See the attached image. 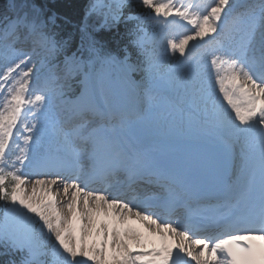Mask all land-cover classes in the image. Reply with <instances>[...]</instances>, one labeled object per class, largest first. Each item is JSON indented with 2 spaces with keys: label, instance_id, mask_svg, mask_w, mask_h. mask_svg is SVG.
<instances>
[{
  "label": "snow or ice",
  "instance_id": "1",
  "mask_svg": "<svg viewBox=\"0 0 264 264\" xmlns=\"http://www.w3.org/2000/svg\"><path fill=\"white\" fill-rule=\"evenodd\" d=\"M178 3L91 0L87 13L105 25L150 22L131 30L142 59L132 62L127 48L122 59L102 55L93 41L88 59L66 56L61 67L52 63L64 47L56 14L45 19L41 6L9 0L14 15L0 18V255L20 258L8 264H264V0ZM128 7L135 11L124 16ZM181 22L192 27L176 39ZM117 89L134 93L137 108L174 97L175 114L203 134L200 168L176 171L154 157L127 110L108 104ZM53 187L71 219L57 210ZM131 217L151 241L128 226Z\"/></svg>",
  "mask_w": 264,
  "mask_h": 264
},
{
  "label": "trees",
  "instance_id": "2",
  "mask_svg": "<svg viewBox=\"0 0 264 264\" xmlns=\"http://www.w3.org/2000/svg\"><path fill=\"white\" fill-rule=\"evenodd\" d=\"M4 0H0V7L2 6ZM49 1V0H48ZM85 0H54L52 7L56 8L62 15H66L72 19L79 18L81 15L82 9L84 7ZM64 31H70L73 28L66 26L63 28ZM135 29L134 26H129V23H124L120 25L119 23L112 24L110 30H102L101 33L95 34L94 38H85L86 40L100 39L104 41L103 51L105 52L106 47L109 49L110 53H120L122 47H126L129 52L134 51L133 46L130 44V41L133 39L131 35V30ZM103 35L101 38L97 35ZM111 35L114 37L111 38Z\"/></svg>",
  "mask_w": 264,
  "mask_h": 264
},
{
  "label": "bare ground",
  "instance_id": "3",
  "mask_svg": "<svg viewBox=\"0 0 264 264\" xmlns=\"http://www.w3.org/2000/svg\"><path fill=\"white\" fill-rule=\"evenodd\" d=\"M86 1V0H85ZM52 6L51 3H49V7ZM115 87V86H114ZM111 93V96L114 98L115 96H118L119 95V92H118V89L117 90H114L113 92H110ZM111 100V98L108 99V101ZM119 107L118 105H113V108H117ZM30 190H32V183L30 182V186L27 187V191L29 192ZM37 194H41V198H44V195H43V192L41 191L40 189V186H37ZM31 195V193H30ZM53 195H58V196H63V192H62V189L57 191L55 189V187H53ZM36 199H38V196H36ZM38 202V201H37ZM65 205V204H64ZM63 205V209L66 210L67 208ZM174 242V241H172Z\"/></svg>",
  "mask_w": 264,
  "mask_h": 264
},
{
  "label": "rangeland",
  "instance_id": "4",
  "mask_svg": "<svg viewBox=\"0 0 264 264\" xmlns=\"http://www.w3.org/2000/svg\"><path fill=\"white\" fill-rule=\"evenodd\" d=\"M106 70L107 72H109V73H111V72H116L117 71V69L115 68L114 70L113 69H108L106 66L105 67H103V70ZM74 82H72V84H73ZM28 194V193H27ZM29 195V194H28ZM68 214V212L66 211V210H63V214Z\"/></svg>",
  "mask_w": 264,
  "mask_h": 264
}]
</instances>
